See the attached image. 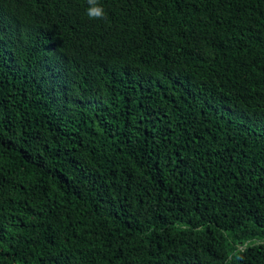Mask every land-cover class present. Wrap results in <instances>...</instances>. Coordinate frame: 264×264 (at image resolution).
Wrapping results in <instances>:
<instances>
[{
    "label": "trees",
    "instance_id": "trees-1",
    "mask_svg": "<svg viewBox=\"0 0 264 264\" xmlns=\"http://www.w3.org/2000/svg\"><path fill=\"white\" fill-rule=\"evenodd\" d=\"M0 0V264H264V0Z\"/></svg>",
    "mask_w": 264,
    "mask_h": 264
},
{
    "label": "clouds",
    "instance_id": "clouds-1",
    "mask_svg": "<svg viewBox=\"0 0 264 264\" xmlns=\"http://www.w3.org/2000/svg\"><path fill=\"white\" fill-rule=\"evenodd\" d=\"M88 8L86 15L92 20H104L106 19V12L103 6L99 3V0H87Z\"/></svg>",
    "mask_w": 264,
    "mask_h": 264
}]
</instances>
